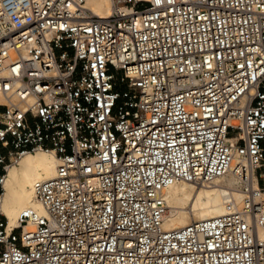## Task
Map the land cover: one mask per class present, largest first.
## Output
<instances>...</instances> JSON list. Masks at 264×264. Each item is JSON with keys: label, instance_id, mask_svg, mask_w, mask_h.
Wrapping results in <instances>:
<instances>
[{"label": "built area", "instance_id": "1", "mask_svg": "<svg viewBox=\"0 0 264 264\" xmlns=\"http://www.w3.org/2000/svg\"><path fill=\"white\" fill-rule=\"evenodd\" d=\"M0 0V264H264V0ZM56 159L7 230L8 169ZM231 212L165 230L172 184Z\"/></svg>", "mask_w": 264, "mask_h": 264}, {"label": "bare ground", "instance_id": "2", "mask_svg": "<svg viewBox=\"0 0 264 264\" xmlns=\"http://www.w3.org/2000/svg\"><path fill=\"white\" fill-rule=\"evenodd\" d=\"M85 7L97 17L106 18L110 15L111 0H86ZM55 168L56 159L53 153L45 151L28 153L10 166L2 203L7 230L17 227V217L23 210L43 212L34 199L33 189L35 184L52 179ZM164 198L167 210L163 228L172 230L226 215L231 212L225 205L226 200L230 199L235 206H240L244 195L236 188L232 176H223L209 186H194L187 182L172 184L166 189ZM259 234L261 237L264 232L260 230Z\"/></svg>", "mask_w": 264, "mask_h": 264}]
</instances>
